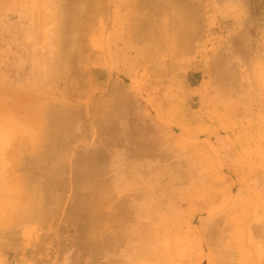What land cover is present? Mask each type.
<instances>
[{"label":"rangeland","instance_id":"obj_1","mask_svg":"<svg viewBox=\"0 0 264 264\" xmlns=\"http://www.w3.org/2000/svg\"><path fill=\"white\" fill-rule=\"evenodd\" d=\"M261 211L264 0H0V264H256Z\"/></svg>","mask_w":264,"mask_h":264},{"label":"crops","instance_id":"obj_2","mask_svg":"<svg viewBox=\"0 0 264 264\" xmlns=\"http://www.w3.org/2000/svg\"><path fill=\"white\" fill-rule=\"evenodd\" d=\"M149 118H150V116L149 117L143 116L142 119L139 121L141 123V128H142V132L140 134L141 139H139L137 137L138 140L136 141V142H138V145H136V149L139 150L141 153H143L142 162L146 165H148L152 161H154L159 156L160 150L162 148H164L163 143H161L160 146L157 145L158 141L156 140V136L153 137L154 135L152 134V132L149 128L150 126H148L149 122H154V121L156 122V120L155 119L150 120ZM157 126L160 128V125H157ZM158 132H159V129H158ZM132 133H133V131H132ZM144 150L148 151V154L146 152L144 153ZM261 212H262V214H264L263 211H261ZM254 227H255V232H257V233H263L264 232V225H262V226L255 225ZM256 264H264V260H262L260 263H256Z\"/></svg>","mask_w":264,"mask_h":264}]
</instances>
